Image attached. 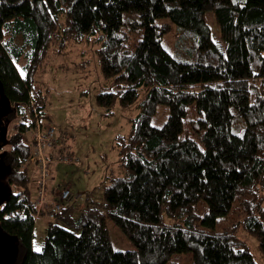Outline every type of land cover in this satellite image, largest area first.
Masks as SVG:
<instances>
[{"label": "trees", "instance_id": "16d2710c", "mask_svg": "<svg viewBox=\"0 0 264 264\" xmlns=\"http://www.w3.org/2000/svg\"><path fill=\"white\" fill-rule=\"evenodd\" d=\"M169 27L179 33L171 49L163 43ZM17 37L32 50L24 78L11 58L22 50H8ZM90 37L108 82L96 104L142 100L130 133L116 139L122 175L110 180L102 207L87 198L75 216L68 204L35 252L34 218L43 213L32 202L23 136L34 112L49 120L35 73L53 45ZM0 85L10 104L1 129L29 111L0 142L10 188L0 228L17 239L19 264H169L174 256L255 264L240 231L264 255V0H0ZM158 107L164 121L154 127ZM234 212L239 220L220 227ZM107 220L134 250H113Z\"/></svg>", "mask_w": 264, "mask_h": 264}, {"label": "rangeland", "instance_id": "374dc122", "mask_svg": "<svg viewBox=\"0 0 264 264\" xmlns=\"http://www.w3.org/2000/svg\"><path fill=\"white\" fill-rule=\"evenodd\" d=\"M169 28L170 32L163 38V43L171 49L179 33L175 28ZM9 44L10 51L22 50V53L11 58L19 75L24 78L31 63L32 50L23 47L21 37L15 38ZM99 46L96 37H90L81 43L66 41L62 50L53 45L35 73V85L45 98L42 117L46 115L49 118L48 121H43V124L56 129L54 139L57 143L48 153L47 192L54 193L55 197L58 193L68 190L70 198L66 203L73 206L75 216L82 209L89 207L86 204L87 198L101 208L103 193L110 180L122 175L116 139L128 136L132 121L138 114L137 106L142 100L140 97L128 108H122L116 103L109 110L96 104V96L108 88V82L103 80L96 58L95 51ZM14 50L12 51L15 52ZM9 107L0 85V117L9 111ZM160 111L161 107H158L157 118L152 120L154 127H159L164 121L163 118H158ZM22 112L18 118L2 124L1 143L4 144L7 137L17 131L25 116L29 117L28 110L22 109ZM28 122L26 119L25 123ZM23 140L31 142L32 134H24ZM61 159H69L72 163H63ZM27 170L32 187L36 172L32 165L31 168L27 167ZM6 173L7 168L0 161V200L3 201L10 192L5 181ZM32 195H35L33 190ZM35 217L32 249L37 252L35 249H41L45 229L50 220L44 213ZM161 218L169 225L163 211ZM238 220L234 212L220 227ZM107 230L114 251L134 250L128 238L110 220H107ZM237 237L245 242L255 264H264V255L258 252L254 238L244 231L238 232ZM21 258L22 252L17 239L6 235L0 228V264H19ZM174 258L175 256L170 259L169 264H187L186 258Z\"/></svg>", "mask_w": 264, "mask_h": 264}, {"label": "built area", "instance_id": "2783aa9c", "mask_svg": "<svg viewBox=\"0 0 264 264\" xmlns=\"http://www.w3.org/2000/svg\"><path fill=\"white\" fill-rule=\"evenodd\" d=\"M33 117L35 119L34 126L29 131L32 134V140L30 142L31 157L24 165H32L36 172L34 182L35 195L32 198V202L37 214L44 213L50 221H53L54 216L59 214L68 205L66 202L70 198V192L64 190L55 197H49L47 192V180L49 178L48 153L56 146V141L54 139L56 129L51 126H45L43 124L44 122L39 120L37 112H34ZM1 152L0 150V153ZM60 161L63 163H72L69 159H61ZM23 198L24 194L20 191L19 199ZM13 215L14 214H10L8 217H12Z\"/></svg>", "mask_w": 264, "mask_h": 264}, {"label": "crops", "instance_id": "0c3cea01", "mask_svg": "<svg viewBox=\"0 0 264 264\" xmlns=\"http://www.w3.org/2000/svg\"><path fill=\"white\" fill-rule=\"evenodd\" d=\"M56 141V140H55ZM56 143H57V141H56ZM27 167H30L31 168V165H29V166H27ZM33 169V168H32ZM31 169V170H32ZM33 171V170H32ZM36 178V177H35ZM35 178H34V181H33V185H32V190H33V193H34V182H35ZM56 193V192H55ZM55 194L54 193H52V194H49V197L50 198H52V196H54ZM81 196V194H79L78 195V197H80ZM32 197H33V195H32ZM84 210V209H83ZM35 219H36V217L34 218V223H35Z\"/></svg>", "mask_w": 264, "mask_h": 264}, {"label": "snow or ice", "instance_id": "6c2138e0", "mask_svg": "<svg viewBox=\"0 0 264 264\" xmlns=\"http://www.w3.org/2000/svg\"><path fill=\"white\" fill-rule=\"evenodd\" d=\"M35 250H36L37 252H39L41 249H40L39 247H37Z\"/></svg>", "mask_w": 264, "mask_h": 264}, {"label": "water", "instance_id": "95a60500", "mask_svg": "<svg viewBox=\"0 0 264 264\" xmlns=\"http://www.w3.org/2000/svg\"><path fill=\"white\" fill-rule=\"evenodd\" d=\"M3 131H2V129L0 128V133H2ZM1 201V200H0Z\"/></svg>", "mask_w": 264, "mask_h": 264}]
</instances>
